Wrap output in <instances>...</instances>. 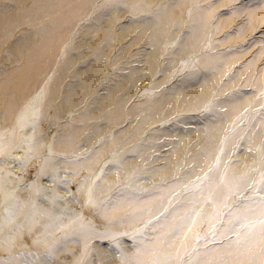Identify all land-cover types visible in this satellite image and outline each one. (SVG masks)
I'll return each instance as SVG.
<instances>
[{
    "label": "rangeland",
    "instance_id": "obj_1",
    "mask_svg": "<svg viewBox=\"0 0 264 264\" xmlns=\"http://www.w3.org/2000/svg\"><path fill=\"white\" fill-rule=\"evenodd\" d=\"M37 1L0 3L9 11ZM149 1L90 0L65 27L58 51L34 85L30 98L36 105L10 115L0 93L1 264H143L136 253L160 237L175 208L185 203L190 211L175 251L151 264H197L210 247L264 241V211L228 220L248 202L264 203V0H183L180 10L173 8L175 0H152L147 8L143 3ZM141 3L144 8H137ZM164 8L175 20L156 25L155 14ZM39 23L18 22L3 37L0 82L23 62L13 42L36 32ZM68 56L72 62L64 65ZM57 77L63 93L51 99ZM112 89L123 108L107 117L102 102ZM71 90L78 93L73 99ZM201 92L206 95L197 100ZM237 99L242 109L229 117L230 101ZM85 113L92 117L86 123ZM218 120L216 139L200 140L195 131ZM185 133L191 138L178 155L175 146ZM105 143H112L111 150L87 162ZM172 160V170L155 175ZM233 170L242 176L241 188H230L225 179ZM163 187L169 188L151 210L110 208L127 188L145 198ZM216 196L224 203L219 209ZM207 210L217 215L209 217ZM262 242L248 244L262 254L260 264Z\"/></svg>",
    "mask_w": 264,
    "mask_h": 264
},
{
    "label": "bare ground",
    "instance_id": "obj_2",
    "mask_svg": "<svg viewBox=\"0 0 264 264\" xmlns=\"http://www.w3.org/2000/svg\"><path fill=\"white\" fill-rule=\"evenodd\" d=\"M184 1L183 0H178V1L175 0L176 3L173 4V8H176L178 10L182 9L183 6L186 5L185 4L186 2H184ZM89 2H90V0H80L79 2L77 0H38L37 2H35V4H33L29 8L25 7V8L20 9V10H9V11H6L4 9V7L1 6V3H0V43L2 42L3 37L7 33L11 32V29L18 22H21V21L26 22L32 18L40 19V23H39V25H37L39 27L36 29V32H26L22 37L18 38L17 40H15L13 42L12 50L16 54L23 56V62L19 66H17L16 68L5 72L4 77L0 82V93L5 97V99L7 101V105H6L7 106V112L10 115L17 114V113L26 114V113H28V110L32 109L36 105V101L32 100L30 98V93H31L34 85L37 82H39V80L42 78V76H44V73L47 69V66H48L51 58L58 51V45H59L60 40L62 39L65 27L75 18V16L80 12V10L84 6H86ZM118 2L119 3L126 2V0H118ZM260 2L262 3L263 1H260ZM122 4L124 5V3H122ZM143 4L145 6H147V8H151L153 6L152 0H150L147 3V5L145 3H143ZM143 4L142 5H140V4L136 5V7L137 8H139V7L144 8ZM169 6H170V4H169ZM171 6H172V3H171ZM254 7L255 6H253V8ZM258 7H260V5H258ZM257 10H260V9H257ZM257 13H258V11H257ZM205 15H206V13H202V16H205ZM179 16L181 17V15H179ZM255 16L258 17L259 15H255ZM163 19L175 20V16L170 13L169 9H165V8L159 9L157 11V13L155 14L154 23L156 25H159ZM252 19H256V18H252ZM154 23H152V24H154ZM157 31H158V29H157ZM183 47L186 49L185 46H182L181 48H183ZM172 56H174V55H172ZM175 57H176L175 59H177V56H175ZM175 59H174V61H175ZM71 60H72L71 57L68 56L64 59L63 64L65 65L66 63H69V62L71 63L72 62ZM155 61H158V60H155ZM174 61H172V62H173V65L175 66L178 63L174 64L175 63ZM177 61H179V59ZM216 64L217 63H215L214 65H216ZM211 77H212V75H211ZM92 80H93V78H92ZM119 85L121 88H125V86H124L125 84L123 83V81L120 82ZM202 86H203V91H206V89L209 86V80L207 78L202 80ZM177 89H179V88H177ZM76 90H71L68 94V97H70L71 99L75 98L78 94ZM189 90H191V88ZM186 91H188V90H186ZM179 92H181V91H179ZM206 92H208V90ZM62 93H63V79L61 77H57L53 86H51V88H50V97H51V99H56V98L60 97L62 95ZM205 93L203 96L202 95L203 93L201 92L200 95L196 96V99L201 100L202 96H203V98L205 97V95H206ZM171 96L173 97V95H171ZM190 96H192V94ZM184 97H182V98H184ZM169 100L166 102V104H170L169 102H171V101H169ZM184 100H185V98H184ZM237 100L238 101H236V100L230 101V105H229L228 110L226 111V114H228L230 112L236 113V111H238L240 109L241 103H239L240 102L239 99H237ZM163 101L165 102L166 100H163ZM162 104H163V102H162ZM166 104H163V106ZM242 104H243V102H242ZM102 105H104L103 106V114L107 117L112 116L116 111L122 110L123 100H122V97L120 96L118 90H115V89L110 90L108 92V94L105 96V98L102 102ZM161 106L162 105H159L157 109L160 110L161 108H159V107H161ZM240 110L238 112H240ZM154 115H155V112H154ZM228 115L230 117V114H228ZM90 117H91V115H89V113H85L82 116V121L86 123ZM225 118L227 119L228 117H225ZM145 119H147V117ZM150 119H152V118H150ZM213 122L212 123L210 122L211 124L208 123L209 126L207 125L208 127H206V129H200L199 131H195L200 136V138H199L200 140H202V141L205 140L206 142L212 143L213 140L216 139V136H218L217 135L218 131L221 127V120H218L217 122L215 121L214 123ZM222 124H224V122ZM142 126L143 125L141 124V126H139V128H137V129L140 130V127L142 128ZM78 131H79V128L74 130V132L72 133L68 142H71V140L77 136ZM190 138L191 137H189V134L188 135H186V133L182 134L180 137V140L178 141V143L175 146L174 152H176L178 155L182 154L183 151L186 149V147L190 141ZM249 141H250V139H249ZM255 143H256V141H254V144ZM111 148H112V143L103 144L101 146V148L96 153H94V155L92 157H90L87 160V162H92L94 160V158L105 154L106 152L110 151ZM194 156H196V155H194ZM200 156H202L201 153H200ZM202 158H204V157L202 156ZM196 159H197V156H196ZM201 159H199V160H201ZM254 162H255V160L253 161V164H254ZM259 163H261V162H259ZM175 165H176V162L174 160H172L169 163L168 167L166 166L167 168H165V169L161 168V169L157 170L155 175L160 176L163 173L169 172L170 170H172V168H174L173 166H175ZM232 169H233V167H232ZM233 173H234V170L232 171V174H230V175H232L230 180H227V178H228V176H227V178H225L226 181H229L230 188L236 187L237 185H240V184L241 185L239 187L241 188L243 183L240 182L241 181L240 178L242 176L240 178H238L237 174L234 175ZM0 182H1V177H0ZM226 184H228V182H226ZM244 184H245V182H244ZM172 185H174V184H172ZM224 186H225V184H224ZM243 186L245 187V185H243ZM168 188L169 187H163L160 190H157L155 193L146 196L145 198L138 195L134 189L127 188L122 199L119 202L111 205L110 208L114 212L120 211L121 209H123L126 206H131L133 209L134 208L143 209V208L150 207L149 210H151V207L156 206L157 203L159 202V200L165 195ZM219 188H221V186H219ZM202 192L200 194H202V195L207 194V192L206 193H202ZM204 192H205V190H204ZM226 194H228L227 190H226ZM198 197H200V195ZM216 197L218 198L219 196H216ZM223 199H224L223 202H225V197ZM213 200H215V203L212 202V198H211V204L214 203L217 208L220 207L219 205L221 204L222 200L219 198L217 200L213 198ZM211 204H210V207H211ZM223 204H221V205H223ZM189 205L191 206V204H189ZM189 205L187 203H185L184 205H180L179 207H177V209L175 208V212H173L174 215L172 218H170L171 221H169L170 220L169 218L167 219L169 222L167 221V224L165 225L164 231L162 232V234L160 233L161 234L160 237L157 240H155L154 242H149V243L145 242L146 244L142 245L140 248V253H139V251H138L139 254L136 253V255H138V256L137 257L132 256V257H134L135 259L137 258L139 260V262L143 263V264H147V263L151 264L150 262L152 259L154 260V257H159L165 261L168 260L171 257V255L173 254V252L175 251L174 247L176 248V246H174V245L176 243L178 233L179 234H180V232L183 233V230H182L183 227L181 228V226L183 223L185 225V222H184L185 220L187 221L188 216H186V219H185L184 213L190 211ZM208 210L209 211L211 210L213 212L212 209H208ZM238 210H240V209H238ZM238 210H237V212H238ZM209 211L207 212L210 215L209 217L213 216V214L215 212L210 213L211 211L210 212ZM234 211H231V212H234ZM263 211H264V203L261 202L256 207V205H254V203L248 202V204H245L243 209L239 213H236L233 216L230 215V218L228 220H231V217L232 218H234L235 216H237L239 218H242L245 216L248 217L249 214L250 215L251 214L256 215V214L262 213ZM207 213L204 212V214H206L204 216L207 217L208 216ZM171 214H170V216H171ZM215 214L217 215V213H215ZM250 215H249V217L252 216V215L251 216ZM259 216H261V215L259 214ZM206 217H204V218H206ZM237 217H235V218L237 219ZM200 218H202V217L200 216ZM259 218H261V217H259ZM133 219H135V218H133ZM211 219H210V221H211ZM213 220H216V219L213 218ZM206 221L209 222V219ZM243 221H240V222H243ZM253 221H254V219H253ZM130 222H132V221H130ZM208 222H207V224H208ZM162 223L164 224V221ZM230 224H232V223L230 222ZM180 229L182 231H180ZM183 229L185 230V227ZM88 231H89V229L87 228L84 231V234H87ZM257 239H259V237H257ZM262 240L263 239L260 238L256 242L254 241L255 243H253L252 241L251 242L248 241V242L251 244L253 243L255 246L257 244L259 245V243H261ZM177 241H179V240H177ZM228 243L216 245V246L210 247V248L206 249L205 251H203L199 257L197 264H260L259 262H261L260 257L262 256V254L260 253V255H261L260 256L258 254L259 252L256 253V251L251 246L248 245L249 243L247 244V243L243 242L244 244H242L240 242L241 244H239V245H232V244H228ZM134 258H132V260ZM261 259H262V257H261ZM130 261H131V259H130ZM169 262L171 263L172 261H169ZM19 264H28V263L21 262Z\"/></svg>",
    "mask_w": 264,
    "mask_h": 264
}]
</instances>
